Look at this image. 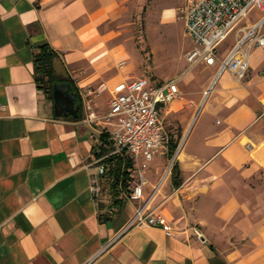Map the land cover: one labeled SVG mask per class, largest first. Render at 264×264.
Masks as SVG:
<instances>
[{
    "label": "crops",
    "instance_id": "crops-1",
    "mask_svg": "<svg viewBox=\"0 0 264 264\" xmlns=\"http://www.w3.org/2000/svg\"><path fill=\"white\" fill-rule=\"evenodd\" d=\"M157 2L0 0V264H264L263 48L251 51L244 81L207 67L182 126L178 176L163 163L145 172L142 200L113 216L92 192L110 146L104 124L85 123L83 93L109 87L94 102L105 114L116 86L147 77L136 76L137 21ZM224 44L223 58L233 47ZM44 45L57 54L59 85L77 95L79 118L57 114L41 88ZM147 202L163 224L129 227Z\"/></svg>",
    "mask_w": 264,
    "mask_h": 264
},
{
    "label": "built area",
    "instance_id": "built-area-1",
    "mask_svg": "<svg viewBox=\"0 0 264 264\" xmlns=\"http://www.w3.org/2000/svg\"><path fill=\"white\" fill-rule=\"evenodd\" d=\"M254 12L260 17L251 22ZM180 14L194 46L186 56L188 67L184 75L203 64L219 66L217 79L230 71L236 79L244 81L250 69L251 51L264 49V0H184ZM244 23L247 26H242ZM233 33L235 43L223 58L220 48ZM184 75L160 84L148 77L124 81L112 92L109 110L103 115L95 109L94 102L109 87L101 85L83 93L85 123L95 128L104 124L102 134L110 146L109 155L100 161L99 177L92 186L96 199L102 193L101 177L106 173L107 161L114 156H129L135 162L138 180L132 185L128 199L142 200L148 184L146 169L157 157L169 153L170 137L165 120L170 106L181 98L179 84ZM163 221L147 202L138 205L129 227L159 226Z\"/></svg>",
    "mask_w": 264,
    "mask_h": 264
},
{
    "label": "rangeland",
    "instance_id": "rangeland-1",
    "mask_svg": "<svg viewBox=\"0 0 264 264\" xmlns=\"http://www.w3.org/2000/svg\"><path fill=\"white\" fill-rule=\"evenodd\" d=\"M183 6L184 0H158L156 4L151 5V12L155 14L158 11L157 14H149L146 20L142 16L137 21V25L140 27V34L136 36V39L141 43L142 57L140 54H134V63L139 67V70L136 71V76H147L152 79L153 83L160 84L163 81H170L184 75L188 67L186 56L193 50L194 46L192 39L187 34L184 21L180 17ZM258 18L259 14L257 12L252 13L250 16L251 22L256 21ZM242 26H247V24L244 23ZM234 39L235 34L233 33L226 41V44H224V47L229 46L231 48L235 43ZM141 59L143 60L142 64L140 62ZM206 70L207 66L201 64L183 76L179 84L182 100L178 107L182 110L175 116L166 117L165 120L166 130L170 137L169 153L164 158L157 157L150 164L149 168L146 169V174L155 173L161 163H163L162 170L164 174L168 170V175L171 174L176 162V160L173 162V159L178 150L172 157L170 154V144L173 142L179 143L178 149L180 152L184 143V128L182 126L186 127L192 121L193 92L198 87L197 83L202 82L203 78L206 77ZM193 75L196 77L195 80H193ZM212 87L214 88V86ZM211 92L212 90L209 94ZM209 94L204 95L205 98L202 99L199 108H196L195 112L204 107ZM109 191L107 182H105L98 201L106 207L112 204Z\"/></svg>",
    "mask_w": 264,
    "mask_h": 264
},
{
    "label": "trees",
    "instance_id": "trees-1",
    "mask_svg": "<svg viewBox=\"0 0 264 264\" xmlns=\"http://www.w3.org/2000/svg\"><path fill=\"white\" fill-rule=\"evenodd\" d=\"M56 57L57 54L49 45L40 47L36 53L38 81L41 88L46 90L50 97H52L55 86L65 81L64 78L55 73L53 60ZM178 147L179 143L173 142L170 144V154L172 157L175 155ZM106 168V173L101 177V181L103 185L107 182L112 204L107 207L105 206V209L107 208L108 210L107 215L113 216L127 204L128 196L132 191V185L138 180V173L134 160L129 156L111 157L107 161ZM172 174L174 176L180 174L177 161L173 166Z\"/></svg>",
    "mask_w": 264,
    "mask_h": 264
},
{
    "label": "water",
    "instance_id": "water-1",
    "mask_svg": "<svg viewBox=\"0 0 264 264\" xmlns=\"http://www.w3.org/2000/svg\"><path fill=\"white\" fill-rule=\"evenodd\" d=\"M69 88H70V85H67V84L62 85V86L60 85L55 86V89H54L55 106L56 108H58L59 106H68V110H66V113L62 115H65L66 117L68 115H72L75 118H79L80 117L79 116L80 106H76L77 95L72 94ZM212 89L213 87L210 89V91ZM57 114H61V113L57 112ZM178 154H179V149H178V152L175 158L173 159V162H175Z\"/></svg>",
    "mask_w": 264,
    "mask_h": 264
},
{
    "label": "flooded vegetation",
    "instance_id": "flooded-vegetation-1",
    "mask_svg": "<svg viewBox=\"0 0 264 264\" xmlns=\"http://www.w3.org/2000/svg\"><path fill=\"white\" fill-rule=\"evenodd\" d=\"M53 96H54V92H53ZM71 101V99H70ZM66 110H68V106H59L58 108H56L55 106V111L61 114H65Z\"/></svg>",
    "mask_w": 264,
    "mask_h": 264
}]
</instances>
